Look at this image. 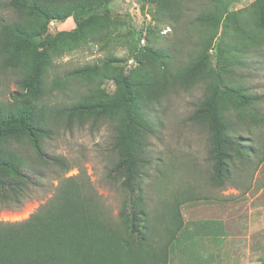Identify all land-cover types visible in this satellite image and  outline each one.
Listing matches in <instances>:
<instances>
[{"label":"trees","instance_id":"16d2710c","mask_svg":"<svg viewBox=\"0 0 264 264\" xmlns=\"http://www.w3.org/2000/svg\"><path fill=\"white\" fill-rule=\"evenodd\" d=\"M112 1L0 0V10L14 16H0V69L18 73L19 88L11 101L0 102L1 204H22L44 179L42 172L30 166L22 154L20 148L24 143L44 165L60 167L64 172L72 169L66 158L47 154L44 145L51 134L48 115L53 108L48 103L52 93L49 70L53 69V57L64 50L62 44L54 43L52 55L46 51L39 53L33 44L41 48L46 45L47 23L72 16L80 29L84 19L106 10ZM152 1L159 3L162 15L182 11L183 7L188 10L191 3ZM242 1L193 0V13L197 12L194 24L201 33L197 48L203 52L206 46L212 47L217 63L211 65L206 54L193 59L192 74L185 83L201 85L203 94L189 120L209 135V181L216 188L231 180L236 163L257 168L264 159V152L250 147L240 134L242 126L264 124V115L258 108L260 97L252 95L237 74L250 59L264 58V0H254L249 6L236 9ZM162 56L164 75L157 77L151 75L144 50L133 46L129 58L136 68L129 74L120 71L109 75L118 87L117 96L99 102L98 92L89 90L78 103L94 121L106 118L114 123L112 148L118 158L108 175L120 181L125 192L119 213L121 222L109 216L89 182L78 175L68 177L53 198L27 220L0 223V264L171 263V248L187 228L182 206L199 197L190 192L177 193L165 205L164 212L152 215L148 211L142 177L152 161L147 141L155 128L148 91L152 92L151 86H161L160 81L165 85L168 80L176 82L175 71L186 70V66H175L172 51ZM92 69L75 68L70 76L80 78ZM53 84L55 90L67 89V81L54 78ZM57 114L65 115V108H59ZM259 156L254 163L253 157ZM204 224L203 229L209 224L221 229L223 223Z\"/></svg>","mask_w":264,"mask_h":264},{"label":"rangeland","instance_id":"374dc122","mask_svg":"<svg viewBox=\"0 0 264 264\" xmlns=\"http://www.w3.org/2000/svg\"><path fill=\"white\" fill-rule=\"evenodd\" d=\"M188 1V10L183 7L182 11L162 15L156 1L114 0L106 10L84 19L80 29L72 16L45 25L46 45L41 48L33 44L38 52L52 55L54 43L62 44L64 50L53 57V69L49 70L52 93L48 103L53 108L48 115L51 134L44 141L45 151L50 156L66 158L72 169L64 172L60 167L44 165L24 143L22 154L30 166L42 172L44 179L22 204L0 203V223L27 220L53 198L62 181L77 175L91 184L109 216L121 222L119 213L125 192L120 181L108 175L118 158L112 148L114 123L106 118L94 121L78 103L89 90L98 92L99 102L117 96L118 87L109 75L120 71L129 74L136 68L129 58L133 46L144 50L151 75L157 77L164 75L162 55L170 50L176 57L175 66H186V70L173 72L176 82L168 80L165 85L160 81L161 86H151L152 92L148 91L155 128L147 141L152 161L142 184L152 215L164 212L165 205L177 193L190 192L199 197L182 206L187 228L171 248L170 264L264 262V159L257 168L236 163L231 180L221 188L214 187L209 181V135L189 120L203 94L201 85L185 83L192 74L193 59L206 54L211 65L217 60L212 47L206 46L203 52L197 48L201 36L199 26L194 24L197 12L193 13V0H184ZM253 1L243 0L235 8L247 7ZM0 16L14 18L5 10H0ZM261 51L264 54V45ZM84 66H91L93 72L80 78L70 76L75 68ZM237 72L240 83L260 97L258 108L264 115V58L250 59ZM54 78L67 81V89L55 90ZM17 80L18 73L0 69V102L11 101L12 94L19 91ZM59 108H65L66 114H57ZM242 127L243 141L264 152V124ZM260 156L253 157V162L257 163ZM215 221L223 223L221 229L216 224L201 228L206 226L204 223Z\"/></svg>","mask_w":264,"mask_h":264}]
</instances>
